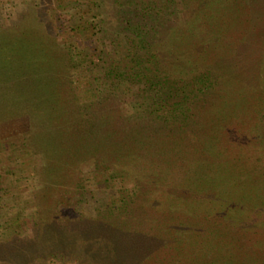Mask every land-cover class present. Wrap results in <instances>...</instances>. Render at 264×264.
I'll list each match as a JSON object with an SVG mask.
<instances>
[{
    "label": "rangeland",
    "instance_id": "374dc122",
    "mask_svg": "<svg viewBox=\"0 0 264 264\" xmlns=\"http://www.w3.org/2000/svg\"><path fill=\"white\" fill-rule=\"evenodd\" d=\"M39 2L0 0V248L17 237L22 244L44 249L35 222L51 213L61 198L66 200L61 214L83 221L78 230H85V240L98 235L94 240L100 247L104 232L117 225L129 234H146L149 252L146 260L135 255L139 264H264V0L207 1L209 14L202 28L206 51L221 75L220 90L209 99L210 107L195 129L181 138L176 133L158 141L134 138L113 151L122 164L136 161L135 174L157 181L151 188L159 190V211L152 209L150 200L135 203L136 210L120 201L134 187L130 178L120 186L103 183L109 150L76 149L72 160L60 163L64 168L53 179L35 170L34 157L39 166L42 162L33 152L45 150L34 149L32 134L52 132V145L69 159L68 137L75 133L64 120L36 124L22 113L31 106L30 94L19 90L16 61L26 48L32 50L34 30L41 29H34L35 21L39 17L54 34L62 28L57 36L65 42L76 20L75 9L68 7L59 13L62 19L54 21V5ZM38 6L45 10L37 13ZM57 60L61 75L73 79L76 69ZM102 111L114 113L112 107ZM62 135L65 139H60ZM95 156L100 158L98 170ZM144 193L141 198L146 200ZM75 226L66 231L75 233ZM157 238L161 247L153 250ZM74 243L82 244L80 239Z\"/></svg>",
    "mask_w": 264,
    "mask_h": 264
},
{
    "label": "trees",
    "instance_id": "16d2710c",
    "mask_svg": "<svg viewBox=\"0 0 264 264\" xmlns=\"http://www.w3.org/2000/svg\"><path fill=\"white\" fill-rule=\"evenodd\" d=\"M207 1L48 0L54 5V21L62 19L63 14H59L62 10L75 9L76 15L72 16L76 20L67 30L70 39L60 41L57 35L63 29L58 28L54 34L44 28L38 17L34 29H41L34 30L32 50L26 48L24 55H18L19 90L30 94L27 98L31 104L22 113L28 114L36 124L56 120L67 123V129L75 133L69 134L66 158L73 157L76 149L84 153L109 150L104 162L108 176L104 175L103 183L108 187L120 186L122 180L130 178L134 187L120 201L133 205L135 210L139 209L135 203L150 200L154 203L150 205L152 209L159 211V190L151 188L157 181L146 178V174H135L136 161L132 160L130 165L124 159L126 163L122 164L115 156L117 151H113L134 138L158 141L165 137L166 140L173 133L181 138L182 133L195 129L194 124L204 118L205 110L210 107L209 99L219 93L221 75L212 65L214 57L206 51L208 42L202 28L209 14ZM40 7L37 13L45 10ZM59 58L65 68L68 61L69 67L76 69L73 79L66 80L61 75L59 60L55 61ZM109 107L117 116L102 111ZM31 138L35 150H45L33 152L39 154L42 162L39 166L34 157L38 166L35 170L53 179L64 168L60 163L67 164L72 159H63L61 150L52 145V132L34 133ZM99 159L93 158L97 170L101 166ZM143 191L146 200L141 198ZM65 201L57 200L53 211L35 222L37 239L45 242L44 249L39 250L32 243L22 244V239L14 237L0 248V264H36L39 259L74 264H128L129 261L139 264L135 255L146 260L149 252L146 234H129L122 225H117L113 231L104 232L106 239L100 247L94 240L98 235L85 240V230H78L84 227L83 221L61 214ZM75 223V233L66 231ZM79 239L82 244H75ZM158 240L151 246L153 250L161 247Z\"/></svg>",
    "mask_w": 264,
    "mask_h": 264
}]
</instances>
